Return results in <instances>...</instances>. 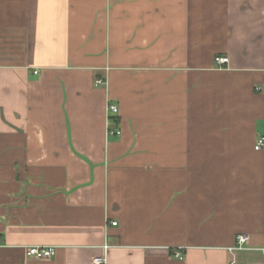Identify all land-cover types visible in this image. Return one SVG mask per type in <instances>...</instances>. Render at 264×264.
I'll return each instance as SVG.
<instances>
[{"label":"crops","instance_id":"1","mask_svg":"<svg viewBox=\"0 0 264 264\" xmlns=\"http://www.w3.org/2000/svg\"><path fill=\"white\" fill-rule=\"evenodd\" d=\"M261 137L264 0H0V264H264Z\"/></svg>","mask_w":264,"mask_h":264},{"label":"built area","instance_id":"2","mask_svg":"<svg viewBox=\"0 0 264 264\" xmlns=\"http://www.w3.org/2000/svg\"><path fill=\"white\" fill-rule=\"evenodd\" d=\"M216 64L219 67H225L227 64H229V59L226 57H217L215 59ZM103 80H97L95 82V85L102 86ZM110 111L115 114L117 113L118 109L115 106H110ZM111 135H120L119 130H112L110 131ZM255 151L257 152H263L264 151V137H261L257 140L255 145ZM113 226H116L117 223H113ZM248 243V237L247 235H239L236 241V245L233 249H231V252L234 251H243L246 250ZM107 248V247H106ZM55 255V249L53 247H42V246H33L29 247L27 249V256L36 259V260H44V259H50ZM175 258L182 259V254L180 252L174 253ZM107 258L105 256L95 258L93 261V264H106Z\"/></svg>","mask_w":264,"mask_h":264}]
</instances>
